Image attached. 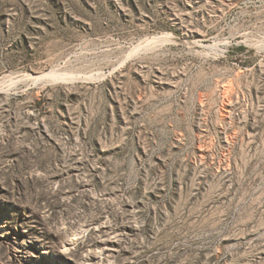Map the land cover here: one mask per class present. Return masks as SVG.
I'll return each instance as SVG.
<instances>
[{"label":"rangeland","instance_id":"374dc122","mask_svg":"<svg viewBox=\"0 0 264 264\" xmlns=\"http://www.w3.org/2000/svg\"><path fill=\"white\" fill-rule=\"evenodd\" d=\"M0 264H264V0H0Z\"/></svg>","mask_w":264,"mask_h":264}]
</instances>
